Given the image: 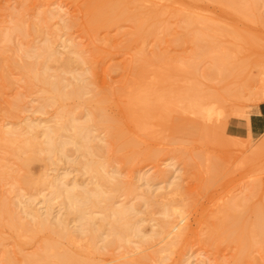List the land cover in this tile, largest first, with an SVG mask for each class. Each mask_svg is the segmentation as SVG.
Segmentation results:
<instances>
[{
	"label": "rangeland",
	"instance_id": "rangeland-1",
	"mask_svg": "<svg viewBox=\"0 0 264 264\" xmlns=\"http://www.w3.org/2000/svg\"><path fill=\"white\" fill-rule=\"evenodd\" d=\"M94 2L0 0V131L13 128L17 135L23 134V140L35 136L43 148L42 129L62 125L64 116L73 112L78 124L93 118L88 124L94 134H90L91 155L76 152V147L69 145L66 159L61 154L48 158L40 148L26 152L28 155L18 149L14 153L20 145L9 149L0 138V208L7 213L0 215V264H30L32 260L34 264H45L46 259L58 260L56 256L65 253L76 260L72 264H264V244L253 236L258 225L264 223V146L260 145V137L247 135L242 114L252 116L264 104L259 101L264 96V0L255 2L257 12L248 18L220 1L181 0L182 4H173L172 0H122L129 19L95 31L89 23V9ZM180 7L183 14H193L199 21L190 25L180 20ZM137 19L144 21L141 28ZM207 26L211 28L209 36L204 35ZM238 33L244 41L236 39ZM50 46L62 59L57 65H46V57H37ZM199 46L208 49L206 53L201 54ZM210 48L218 55L229 56L228 66H240L234 70L237 73H228L225 79L217 73L208 76L216 68L212 59L216 54ZM161 55L163 59L159 60ZM76 57L80 64L73 59ZM71 58L69 67L65 62ZM31 64H39V73L48 68L46 76L62 82L65 92L81 87L82 94L52 104L48 100L52 96L50 87L35 81L33 74L25 70ZM133 90L138 96L141 91L138 98L149 100L146 108L138 107L140 115L138 109H128ZM192 102L198 104L197 109L190 107ZM135 116H139L136 123L131 119ZM104 118L111 121V127L102 122ZM37 124L40 128H33ZM70 127L68 124L67 133H72ZM14 135L10 137L21 139ZM32 154L38 159L25 170L23 158ZM76 157L79 164L72 165ZM88 161L99 164V171L108 180L102 186L113 196L115 207L133 206L135 211L129 218L139 222L141 236L130 234L134 238L129 236V243H113L106 250L100 247L104 241L99 240L96 245L101 251H95L88 237L79 232L68 241L47 231L32 236L19 225H9L11 213L20 222H27L26 201L34 210L44 212L46 200L52 199V179L60 177L70 183L67 187L77 183L95 189L94 175L82 167ZM27 178L34 179L32 186L25 183ZM130 189L135 192L130 193ZM64 201L59 198L51 202L52 220L60 218L76 231L78 225L73 216L67 215ZM105 205L85 208L99 220L105 215ZM164 209L181 211L183 236L170 249L169 240L152 243V247L158 245L153 247L155 251L151 244L141 247L146 242L143 236L160 231L165 223L175 226L181 221L178 216L166 218ZM110 213L106 211L107 223L99 220L98 226L104 225L101 233L111 228ZM82 226L88 228L87 221ZM244 236H253V243L240 242ZM107 239L110 242L115 237ZM162 248L167 249L161 253Z\"/></svg>",
	"mask_w": 264,
	"mask_h": 264
},
{
	"label": "bare ground",
	"instance_id": "bare-ground-1",
	"mask_svg": "<svg viewBox=\"0 0 264 264\" xmlns=\"http://www.w3.org/2000/svg\"><path fill=\"white\" fill-rule=\"evenodd\" d=\"M173 1V4L174 3H181L180 1L181 0H172ZM213 1H220L221 2V4H222V2L225 4V5H228L229 7L231 6L233 9H235L236 11H238L239 13H241L242 14V16H246L247 18L249 17V15H254L255 13V11H256V7L255 6H257V5H255V2L256 1H259V0H213ZM183 3V2H182ZM181 3V4H182ZM263 3V2H262ZM181 4H179V5H181ZM256 4H257V2H256ZM259 5H260V3H259ZM181 6H183V5H181ZM227 6V7H228ZM88 7V6H87ZM126 7V6H125ZM59 8H61V7H59ZM264 8V7H263ZM182 9H183V7H180L178 10H177V17L178 18H180V20H182L183 22H187V23H189L190 25H193V24H195V23H197L199 20L193 15H187V14H183V12H182ZM232 9V10H233ZM128 10V9H127ZM126 10V8H124V6H123V2H122V0H95V2L93 3V5L90 7V9H89V12H90V16H91V18H90V24H91V28L95 31V30H98L99 28H102V27H108V26H110V25H112L113 23H115L116 21H118V20H120V19H125V18H128V16H127V11ZM190 11V10H189ZM235 11V12H236ZM257 12V11H256ZM258 12H259V9H258ZM263 12V11H262ZM57 14V13H56ZM240 15V14H239ZM242 16H241V18H242ZM262 16H263V14H262ZM23 18V17H22ZM134 17H131V19H133ZM253 18V17H252ZM255 18V17H254ZM129 19V18H128ZM22 20V19H21ZM23 22V21H22ZM143 20L142 19H137V24H138V27L139 28H141L142 26H143ZM19 27V26H18ZM22 27V26H21ZM209 31H211V28H210V26H207L206 27V31L204 32V35L205 36H209V34H208V32ZM17 34V33H16ZM239 34V33H238ZM234 35V36H236V39L237 38H242L243 39V41H244V39L245 38H243V36L242 35ZM10 35V34H9ZM20 35H21V32H20ZM242 36V37H241ZM9 37V36H8ZM12 38V37H11ZM180 40H181V38H180ZM247 40V39H246ZM245 40V41H246ZM49 46V45H48ZM39 49V48H38ZM40 49H42V48H40ZM22 50V49H21ZM27 50H28V48H27ZM55 50V49H54ZM199 50H200V53L202 54V52H204V53H206V51H204V50H208V49H206L205 47H202V46H199ZM33 51V50H32ZM41 51V50H40ZM43 51V53L42 54H39V55H37V57L39 58L40 56H44V57H46L47 58V61L49 62H47L46 63V65L47 64H50V63H53V64H55V65H57L56 63H59V61L60 60H62V59H60V57L58 56V54L56 53V52H54L53 50H51V46H50V48H45V49H43L42 50ZM210 51L213 53V54H216V55H214L213 56V62L215 63V67L216 68H214V70H210L209 71V74H208V76H212V77H214V74H222V76L224 77V79L227 77L228 78V76L227 75H229V74H231V73H233V71L235 70V69H237V68H239L240 66H234V67H230V66H228V60L229 59H227V57H229V56H227V57H224L225 55H221V53H220V55H218V53L216 52V50H213L212 48H210ZM209 51V52H210ZM218 51V50H217ZM33 53H34V51H33ZM33 53H31V54H33ZM35 53L37 54L38 52H36L35 51ZM77 53V52H76ZM75 53V54H76ZM78 54V53H77ZM224 54V53H223ZM61 56V55H60ZM37 57H36V60H37ZM80 57V56H79ZM159 57V56H158ZM163 56L161 55V57H159V60H161L160 58H162ZM46 58H44V60L46 59ZM61 58H64V57H61ZM66 58V57H65ZM40 59V58H39ZM70 59V58H69ZM73 59H77L78 60V63L80 64L81 63V61H79V58H73ZM163 59V58H162ZM67 61L65 62L67 65H69L70 63H71V61H72V58H71V60H68V59H66ZM76 60V61H77ZM46 61V60H45ZM44 61V62H45ZM163 61V60H162ZM166 60H164V62H165ZM70 62V63H69ZM212 62V63H213ZM33 63H37V62H33ZM39 63V62H38ZM166 63V62H165ZM213 63V64H214ZM45 64V63H44ZM64 64V63H63ZM76 64V63H75ZM74 64V60H73V66L75 65ZM39 65V64H38ZM37 64H31V65H29V66H27L26 67V71H29L30 73H32L33 74V78L35 79V81H37L38 83L40 82V83H42V84H45V85H48L49 87H50V92L52 93V96H51V98L50 99H48V100H50V101H52L51 103L52 104H56V103H59L60 101L61 102H63V101H65V100H70V99H72V98H78L81 94H82V92H83V88H81V87H77V88H72L70 91H68V92H65V86L62 84V82H60V81H52V80H50V78L49 77H47L46 76V74H45V70H48V68H45L44 69V71L43 72H41V73H39V72H37L36 71V68H37V66H38ZM41 65H43V64H41ZM67 65H60L61 67H63V66H67ZM72 66V67H73ZM76 66V65H75ZM144 67H145V65H143ZM143 66H140L141 68H142V70H144L143 69ZM69 67H71L70 65H69ZM24 68V67H23ZM50 68V67H49ZM148 68V67H147ZM146 69V68H145ZM211 69V68H210ZM67 71V70H66ZM70 71V70H69ZM138 71V70H137ZM145 71V70H144ZM144 71H142L143 73H144ZM147 71V70H146ZM145 71V72H146ZM139 73V72H138ZM229 73V74H228ZM235 73H237V72H235L234 71V74ZM240 73V72H239ZM216 74V75H217ZM142 75V74H141ZM144 75V74H143ZM150 75V74H149ZM159 75H160V73H159ZM166 75V74H165ZM215 75V76H216ZM241 75V74H240ZM138 76V75H137ZM139 77H140V75H139ZM147 77V76H146ZM151 77V76H150ZM153 77V76H152ZM157 77H159V76H157ZM166 77V76H165ZM230 77V76H229ZM154 78V77H153ZM159 78H161V77H159ZM159 78H157V80L159 79ZM167 78V77H166ZM135 79V78H134ZM144 79V78H143ZM163 80H165L164 78H162ZM34 81V80H33ZM139 81V80H138ZM135 82V81H134ZM141 82H143V81H141ZM158 82V81H157ZM136 83V82H135ZM159 83H160V79H159ZM158 83V84H159ZM146 85V84H145ZM136 86V85H135ZM67 87V86H66ZM68 87H69V85H68ZM72 87H75V86H72ZM150 87V86H149ZM142 88V87H141ZM146 89H147V87H145ZM153 88V87H152ZM155 89V88H154ZM134 90H137V88L135 89L134 88ZM133 90V92L129 95V101H128V104H130V106H129V110L131 111V110H137L138 112H139V115H140V109L138 108V107H147V105H149L147 102L149 101L148 99V101H146L145 100V98H138L139 96H140V93H141V91H140V93H139V96L136 94V92ZM142 90V89H141ZM144 90V89H143ZM264 90V89H263ZM262 90V91H263ZM139 91V90H138ZM146 91H148V90H146ZM148 92H150V91H148ZM153 92V91H152ZM143 93V92H142ZM168 93V92H167ZM144 94H145V92H144ZM144 94H142V95H144ZM158 94H160V93H157V95ZM147 95H149V93L147 94ZM146 95V96H147ZM152 95V94H151ZM161 95V94H160ZM170 94H168L167 95V97L169 96ZM175 95H177V94H175ZM175 95H173V97L175 96ZM181 95H182V93H181ZM188 95V94H187ZM163 96V95H162ZM170 96H172V95H170ZM158 97V96H157ZM185 97V96H184ZM18 98H20L19 96H18ZM148 98V97H147ZM152 98V97H151ZM150 98V99H151ZM154 98V97H153ZM163 98H166L165 96H163ZM175 98H177V97H175ZM178 98H180V97H178ZM189 98V97H188ZM21 99V98H20ZM20 99H18V100H20ZM171 99V97H169L168 98V100H170ZM182 99H184V98H182ZM181 99V100H182ZM185 99H187V97L185 98ZM194 99V98H193ZM144 100H145V102L147 103V104H145V102H144ZM172 100V99H171ZM170 100V101H171ZM178 100V99H177ZM159 101V100H158ZM158 101H157V103H158ZM163 101V100H162ZM166 101L167 100H165V105L167 104L166 103ZM173 101V100H172ZM194 101V100H193ZM198 100L196 99V101L195 102H197ZM260 102H264V96L262 97L261 96V98H260V100H259ZM17 103H18V101H16ZM20 102V101H19ZM154 102H155V100H154ZM164 102V101H163ZM168 102V101H167ZM177 101L175 100V103H176ZM139 103V104H138ZM141 103V104H140ZM143 103V104H142ZM156 103V102H155ZM160 103H162V102H160ZM160 103H158V104H160ZM171 103V102H170ZM181 103V102H180ZM198 103V102H197ZM185 104V103H184ZM184 104H183V106H184ZM188 104V103H187ZM164 104H162V106H163ZM169 105V104H168ZM200 105V104H199ZM45 106V105H44ZM171 106V105H170ZM169 106V107H170ZM200 106H202V105H200ZM145 107V108H146ZM149 107V106H148ZM155 107V106H154ZM190 107H192V108H194V109H197V107H198V104H193V102H192V105H190ZM43 108V107H42ZM159 108V107H158ZM164 108H165V106H164ZM41 109V108H40ZM162 109V108H161ZM160 109V110H161ZM42 110V109H41ZM142 110V109H141ZM144 110V109H143ZM149 110H150V108H149ZM165 110V109H164ZM202 110V109H201ZM213 110V109H212ZM211 110V111H212ZM63 111V110H62ZM151 111V110H150ZM150 111H148V112H150ZM205 110H203V111H201V112H204ZM142 112V111H141ZM198 112V111H197ZM208 113H209V111H207ZM64 113H66V112H64ZM143 113H146V111L144 110L143 111ZM143 113H141L142 114V116H144L143 115ZM194 113H196V112H194ZM207 113V114H208ZM213 113V112H212ZM215 113V112H214ZM72 114V115H71ZM89 114V113H88ZM200 114V113H199ZM205 114H206V112H205ZM242 114L244 115V118H243V115H242V118L243 119H245V132L247 133V135L249 136V137H251L252 136V133H251V129H250V114H248L247 112H242ZM67 115V116H66ZM64 117H65V119H63V120H65V122H63L62 123V125H60V126H58L57 125V127H52V126H50V125H46L45 127H44V129H42V130H44V132H43V135H44V139H45V143L43 144V145H45L43 148H41V146L39 145V143L37 142V138L35 137H31L30 139H26V140H23L20 136L21 135H23V134H19V135H17L18 133H17V131H12V129H11V131H8V132H5V131H0V138L4 141H6V145H7V147H9V149L11 148V147H13L14 145H16V144H18V145H20V147H18V146H16V149H14L13 150V152L14 153H17L16 151H17V149H18V151H20V152H22V153H26V152H30V151H34V150H38V148H40V153H41V151L42 152H45L48 156V158H53V157H55V156H57V155H59V154H61V156L63 157V158H69V156L67 155V152H66V149H67V146H69V145H72V146H74V147H76V152H79V153H83V151H85L86 153H89L90 154V151H91V149L93 148V146L92 147H90L89 145H90V143H92L91 141H92V138L90 137V134H91V132H92V134H93V129L91 130V128H90V126H89V124L88 123H91L92 121H93V118H92V121L90 122V120H89V122L88 121H86V122H84V123H81V124H78V122H77V118L75 119L73 116V112L71 113V112H69L68 114H66ZM131 115V114H130ZM211 115V114H210ZM218 115V114H217ZM220 115V114H219ZM90 116V115H89ZM162 116V115H161ZM208 116H209V114H208ZM63 117V118H64ZM67 117V118H66ZM88 117V116H87ZM100 117V116H99ZM147 117H148V113H147ZM205 117H207V116H205ZM136 118H139V116L137 117V116H135V117H131V119L134 121V123H136V121H135V119ZM150 119V118H149ZM139 121V120H138ZM102 122L104 123V124H107V126L109 125L110 127H111V125L109 124V122L111 123V121L110 120H108V118L107 119H103L102 120ZM140 123V122H139ZM144 123V122H143ZM143 123H141V125L143 124ZM68 124H71V126H72V128L70 127L69 129H71L70 130V132L72 131V133H67L68 131ZM102 124V123H101ZM139 125V124H138ZM40 125H34V127L33 128H40L39 127ZM56 126V125H55ZM108 126V127H109ZM32 127V126H31ZM5 128H6V126H5ZM10 128V127H9ZM7 130V129H6ZM20 132V131H19ZM30 133V132H29ZM14 134H16L18 137H20L21 139H19V138H12V137H10L11 135L13 136ZM91 134V136H94V134L92 135ZM120 134V133H119ZM121 135V134H120ZM15 136V135H14ZM27 136V135H26ZM28 137V136H27ZM26 137V138H27ZM30 137V136H29ZM38 137H39V135H38ZM95 137H96V135H95ZM23 138H25V137H23ZM121 138V137H120ZM260 145L261 146H264V134L262 135V136H260ZM96 140H97V138H96ZM100 140V139H99ZM44 142V141H43ZM126 143V142H125ZM41 144V143H40ZM124 144V143H123ZM3 145H5V144H3ZM94 145V144H93ZM131 145V144H130ZM134 145V144H133ZM40 146V147H39ZM122 146V145H121ZM15 147V146H14ZM96 147V146H95ZM94 147V148H95ZM97 148V147H96ZM12 149V148H11ZM99 149H100V147H99ZM36 150V151H37ZM69 150V149H68ZM2 151V150H1ZM36 151H35V153H36ZM101 151V150H100ZM99 151V152H100ZM8 152V151H7ZM11 152V151H10ZM20 152H18L19 153V156H20ZM70 152V151H69ZM68 152V153H69ZM21 153V154H22ZM31 153V152H30ZM34 153V152H33ZM81 153V154H82ZM1 154V153H0ZM9 154V153H8ZM27 154V153H26ZM39 154V153H38ZM28 155V154H27ZM91 155V154H90ZM92 155L94 156V154L92 153ZM25 156V155H24ZM15 157V156H14ZM1 158V157H0ZM65 158V159H66ZM77 159H74L73 161H72V165L73 164H79V162H78V157H76ZM4 159V158H3ZM19 159V158H18ZM38 158H37V156L36 155H34V154H32L31 156L29 155V157H26V159H24L23 158V162H22V164H23V168L25 169V168H27V167H29V165L31 164V163H33L34 161H36ZM52 160V159H51ZM21 161V160H20ZM71 165V166H72ZM9 167V166H8ZM83 169L86 171V173H88V174H91L92 176H93V179H95L96 181L94 182V184H95V189L93 188H91V189H89L87 186H81V185H78L77 183H74L72 186H68L67 187V184H70V183H65V182H63L62 181V179H60V177L59 178H55L54 180L52 179V183H51V187H52V189H53V191L51 192V194H50V197H52V199H49V197H48V200H46V202H45V210H44V212H42V211H40V210H34L35 208L32 206L31 207V204H29V205H27V201H26V213L23 211V214L25 213V215H27L29 218H30V220H28L27 219V222H25V223H23L22 221L20 222V220H19V218H17L16 217V214L15 213H11V223L12 224H9V225H11V226H13V227H15V226H17V225H19L20 227H21V229L22 230H25L24 232H26V233H30V235H32V236H35V235H37V234H39V233H41V232H45V231H47V232H50V234H53V236L54 235H56V236H58V237H60L59 239H66V240H68V241H72L73 240V234H74V232H79V233H81L82 235H86L87 237H88V239H89V241H90V244L92 245V247L94 248V246H95V251H101V250H99V248L97 247V242L99 241V240H101V241H104L103 243H104V245H101L100 247H103V246H105V248H104V250H106V247H111V245L113 244V243H121V242H126V243H129L130 242V240L128 239L129 238V236L131 237L132 236V238H134L133 236L135 235L136 237L137 236H141L140 234L142 233V231H141V229H140V227L137 225V224H139V222L138 223H133L132 221H131V218H129V216H131V214L132 213H134V211H135V209L133 208V206L131 207L130 205H127V206H129V207H126V206H120V207H115V205L113 204V196H109L108 194H107V192L106 191H104V186H102V185H106L107 184V181L105 180V177L102 175V173L99 171V164H97V163H95V162H92V161H88V162H86L83 166ZM26 170V169H25ZM100 170H102V168L100 169ZM8 172V171H7ZM106 172V171H105ZM1 173V172H0ZM41 178L42 177H40V181H41ZM3 179V178H2ZM6 179V178H5ZM22 179H23V177H22ZM21 179V180H22ZM25 179V178H24ZM45 179H47V178H45ZM93 179H91V180H93ZM12 180H13V178H12ZM19 180V179H18ZM32 180V178L29 180L28 178H27V180H26V182L25 183H28V185H31L32 186V183H33V180ZM39 180V179H38ZM44 180V179H43ZM11 181V180H10ZM49 180H47V182H48ZM103 181H106V184H102V182ZM1 182V181H0ZM4 182V181H3ZM23 182V181H22ZM37 182V181H36ZM35 181H34V183H36ZM44 182V184H46L45 183V181H42V183ZM67 182V181H66ZM91 182V181H90ZM110 182V181H109ZM4 183H6V182H4ZM24 183V184H25ZM39 183V184H38ZM38 183H36V184H38V185H40V183L41 182H38ZM93 183V182H92ZM148 184H149V182H147ZM8 184V183H7ZM50 184V183H49ZM48 184V185H49ZM93 184V185H94ZM116 184V183H115ZM114 184V185H115ZM15 185V184H14ZM90 185H92L91 183H90ZM109 185V184H108ZM111 185H113V184H111ZM119 185V184H118ZM172 185H173V183H172ZM43 186V185H42ZM47 186V185H46ZM50 186V185H49ZM117 186V185H116ZM39 187V186H38ZM48 187V186H47ZM176 187V186H175ZM31 188V187H30ZM33 188V187H32ZM117 188H118V186H117ZM151 188V187H150ZM178 187H176V189H177ZM34 189H35V187H34ZM38 189V188H37ZM115 189H116V187H115ZM131 191H130V193H132V190L133 189H130ZM151 190V189H150ZM174 190V189H173ZM134 191V190H133ZM135 192V191H134ZM150 192H152V191H150ZM173 192H176V191H173ZM168 193V192H167ZM152 194V193H151ZM156 194V193H155ZM166 194V193H165ZM169 194H170V192H169ZM154 195V194H153ZM48 196V195H47ZM161 196V195H160ZM154 197H156V196H154ZM61 199V198H64V205H65V210H66V213H67V215H69V216H73V218H74V220L76 221V225H78L77 227H76V231H73V230H71L70 228H68L67 226H66V224H65V221L64 220H62V219H57V221H55V222H53V220H52V218H53V214H52V211H53V209H52V206L53 205H51V202H53V199L55 200V199ZM148 198V197H147ZM158 198V197H157ZM157 198H155L156 200H157ZM45 199H47V198H45ZM144 199H146V198H144ZM29 201H30V199H29ZM32 201V200H31ZM146 201V200H145ZM154 202H155V200H154ZM32 203V202H31ZM102 204V203H105L106 205L104 206V210H103V212H105V215L101 218V219H99V220H101L102 221V223H107L106 221H107V217H108V214L106 215V211H108L109 210V212H111L110 213V216L111 217H113V222H112V224H110L111 225V228H110V230L108 231V233H101V229L103 228V226L104 225H102V226H98V224H99V220H98V218H96V216H94V213H88V211L86 210V208L85 207H91L92 209H98L99 207L97 206L98 204ZM147 203V202H146ZM151 203V202H150ZM2 204H4V203H2ZM125 204V203H124ZM123 204V205H124ZM63 205V206H64ZM153 205V204H152ZM34 208V209H33ZM167 208V207H166ZM169 209V208H168ZM179 209V208H178ZM165 210H167V209H164V213H165V217L166 218H171L172 216L173 217H175V216H178V218L179 217H181L182 218V213H181V211H178L177 209H175V210H172V213L170 212V211H167V212H165ZM179 210H181V209H179ZM6 210H2L1 208H0V215H5V214H7L6 212H5ZM7 211H9V210H7ZM13 212H15V211H13ZM10 214V213H9ZM170 216V217H167V216ZM4 217V216H3ZM232 217V216H231ZM1 219V218H0ZM171 220V219H170ZM234 220V219H233ZM232 220V221H233ZM85 221H87V225H88V228H86V229H84L83 228V226H82V223L83 222H85ZM180 221V220H179ZM1 222V221H0ZM2 222H4V221H2ZM166 222H168V221H166ZM184 222V219L182 218L181 219V221L179 222V223H177V225H175V226H172L173 224L171 223V222H169V223H165L163 226H162V229L160 230V231H158V232H155V231H152L153 233H152V235H150V236H143L142 237V240H146V242H145V244H142V246L141 247H143V246H147L148 244H151V247H152V243H156V242H158L159 244L161 243L162 244V242H166L167 240H169V243L167 244L168 245V247L167 248H169L170 246L171 247H173L172 245L174 244L175 245V243L180 239V237H182L183 235L182 234H184V232L185 231H183V229H182V223ZM101 223V222H100ZM175 223V222H174ZM233 223V222H232ZM263 223V222H262ZM178 224H181V227L178 225ZM234 224V223H233ZM259 224V223H258ZM264 224V223H263ZM263 224H260V225H258V228H256L255 229V232H254V230H253V232H254V234H253V236L254 237H257V238H261L262 240H261V243H262V246H263V244H264V226H263ZM8 225V224H7ZM223 225V224H222ZM228 226V225H227ZM232 226V225H231ZM230 226V227H231ZM223 227V226H222ZM226 228V227H225ZM18 229V228H17ZM230 230V229H229ZM228 230V231H229ZM223 231V230H222ZM230 233V232H229ZM229 233L227 234V235H229ZM130 234H134V235H130ZM243 235H245V234H243ZM251 235H252V233H251ZM110 237V236H114L115 237V240L113 241H110V242H107L108 241V239L106 240V237ZM245 236H247V235H245ZM244 236V238H239L240 239V242H245V244L246 243H253L252 241H250V240H252L253 239V236H252V239H250L249 237H245ZM248 236H250V234L248 233ZM220 237V236H219ZM228 237H230V235L228 236ZM139 238V237H138ZM226 238V237H225ZM111 239V238H110ZM131 239V238H130ZM256 239V238H255ZM226 240H227V238H226ZM228 240H230V239H228ZM100 241V242H101ZM116 241V242H115ZM231 241V240H230ZM239 242V243H240ZM256 242V244L258 243V241H255ZM255 242H254V244H255ZM142 243V242H141ZM157 244V243H156ZM242 244H244V243H242ZM254 244H252V245H254ZM50 244H48L47 246H46V249H47V247L49 246ZM126 245V244H125ZM128 245V244H127ZM166 245V244H165ZM250 245V244H249ZM154 246H156L155 244L153 245V247ZM158 246V245H157ZM156 246V247H157ZM245 246V245H244ZM248 246V245H247ZM251 246V245H250ZM262 246H261V248H262ZM114 247H117V246H114ZM119 247V246H118ZM118 247H117V249H118ZM129 247V246H128ZM153 247H152V249H153ZM156 247H154V249L156 248ZM161 247V246H160ZM170 247V248H171ZM249 247V246H248ZM113 248V247H112ZM127 248V247H126ZM125 248V249H126ZM139 248V247H138ZM166 248V249H167ZM169 248V249H170ZM49 249H50V247H49ZM116 249V250H117ZM119 249H120V247H119ZM128 249V248H127ZM132 249V248H131ZM151 248L149 249V250H152ZM153 249V250H154ZM158 249V248H157ZM163 249H165V248H162V250H161V253H162V251H163ZM166 249L164 250V251H166ZM264 249V248H263ZM108 250H110V248H108ZM152 250V251H153ZM47 251V250H46ZM129 251H130V249H129ZM152 251H151V254H150V256L152 255H154L155 253H153L152 254ZM155 251V250H154ZM153 251V252H154ZM157 251V250H156ZM42 253H43V251H42ZM102 253V252H101ZM159 252H157V254H158ZM163 253H165V252H163ZM160 254V253H159ZM47 255V254H46ZM162 255V254H161ZM43 256H45V253H44V255ZM158 256V255H157ZM160 256V255H159ZM36 257V256H35ZM46 258H47V256H46ZM56 258L58 259V260H48L47 261V259H46V262H44L43 260V258H41V260L45 263V264H72V263H75L76 262V260H72V256H70V254H68V253H65V254H62V255H59V256H56ZM29 261V260H28ZM36 261V260H35ZM35 262L32 260V262H30V264H34Z\"/></svg>",
	"mask_w": 264,
	"mask_h": 264
},
{
	"label": "crops",
	"instance_id": "crops-1",
	"mask_svg": "<svg viewBox=\"0 0 264 264\" xmlns=\"http://www.w3.org/2000/svg\"><path fill=\"white\" fill-rule=\"evenodd\" d=\"M250 129L253 137L264 134V104L259 105L250 116Z\"/></svg>",
	"mask_w": 264,
	"mask_h": 264
}]
</instances>
